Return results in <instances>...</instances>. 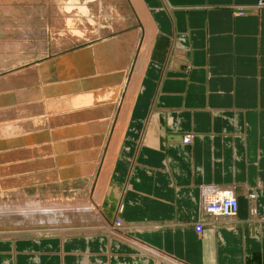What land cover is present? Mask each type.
I'll return each instance as SVG.
<instances>
[{
    "label": "crops",
    "instance_id": "crops-1",
    "mask_svg": "<svg viewBox=\"0 0 264 264\" xmlns=\"http://www.w3.org/2000/svg\"><path fill=\"white\" fill-rule=\"evenodd\" d=\"M142 3L156 32L110 173L114 219L179 264H264V0ZM221 190L235 219L196 233ZM88 236L0 240V264H163Z\"/></svg>",
    "mask_w": 264,
    "mask_h": 264
},
{
    "label": "rangeland",
    "instance_id": "rangeland-1",
    "mask_svg": "<svg viewBox=\"0 0 264 264\" xmlns=\"http://www.w3.org/2000/svg\"><path fill=\"white\" fill-rule=\"evenodd\" d=\"M63 5L0 0V233H27L0 240H62L97 226L90 235L133 242L124 236L128 227L114 219L110 176L102 199L99 190L137 95L150 28L135 0L64 5L72 10ZM85 205L101 220L84 222L90 212L79 214V208ZM60 209L71 222L32 223L42 210ZM207 221L202 228L217 224Z\"/></svg>",
    "mask_w": 264,
    "mask_h": 264
},
{
    "label": "bare ground",
    "instance_id": "bare-ground-1",
    "mask_svg": "<svg viewBox=\"0 0 264 264\" xmlns=\"http://www.w3.org/2000/svg\"><path fill=\"white\" fill-rule=\"evenodd\" d=\"M3 1V0H2ZM5 1V0H4ZM77 0H54V2L57 4V5H60V4H64V5H66V6H70L71 7V5L72 4H74L75 2H76ZM136 2H137V4H138V8H140V11L142 12V14L144 15L143 17L147 20L146 22H147V24H148V26H149V28H150V33H151V38H150V43H149V46H148V48H147V51H146V53H145V56L143 57V59H142V66H141V70H140V74H139V78H138V80H137V84H136V92L138 93L139 92V89H141L140 88V82H141V79H142V75H143V73H144V69H145V66H146V63H147V60H148V57H149V52H150V48H151V45H152V43H153V40H154V35H155V32H156V29H155V25L153 24V22H152V20H151V17H150V15H149V13H148V11H147V9H146V7L142 4V1H140V0H135ZM63 5V8H65V9H71L70 7H65ZM61 7V6H60ZM60 7H58V9H61ZM7 8V7H6ZM64 9V11H65V13H66V11L67 10H65ZM15 10V9H14ZM72 10V9H71ZM7 11V10H6ZM63 11V12H64ZM70 11V10H69ZM68 11V12H69ZM62 12V11H61ZM79 12H81V13H86L87 12V8H85V7H83V6H79ZM65 20H67L68 22H66V24L67 23H69V24H71V23H73V21H72V19L71 18H67V19H65ZM68 25V24H67ZM143 55H144V53H143ZM142 57V56H141ZM135 96H136V94H135ZM134 98V97H133ZM132 98V100L130 101V108L128 109V112H127V115H126V120H125V125H124V127H123V130H122V132L120 133V135H119V141H118V144H117V150L115 151V153H114V155H113V158L110 160V162H109V164H108V168H107V172H106V174H105V176H104V180H103V182H102V185H101V190H99L100 192H99V195H100V198L102 199V196H104L103 194H104V192H106L105 190V188H106V186H107V182H108V179H109V176H110V173H111V169H112V166H113V163H114V160H115V158H116V155H117V151H118V149H119V146H120V144H121V141H122V138H123V134H124V131H125V129H126V125H127V122H128V118H129V115H130V112H131V109H132V107H133V103H134V99ZM119 130H121L120 128H119ZM119 132V131H118ZM186 140V141H185ZM188 140H189V138L188 137H186L184 140H183V142L184 143H187L188 142ZM182 142V141H181ZM213 191V190H212ZM213 193V192H212ZM235 197L234 196V193L231 191V190H221V191H217V192H215L214 194H212V195H207L206 196V198H205V205H204V207H203V212L204 213H206V209H207V207L209 206V205H211V204H219L223 199H227V198H229V197ZM101 201V200H100ZM80 204V203H79ZM86 206V205H85ZM86 207H88V206H86ZM86 207H84V208H82L81 207V209L79 208V214L81 213V212H90V215H85V216H83L82 217V219H83V221L84 222H89V221H100L101 220V216H100V214L99 213H95V211H94V209H92L91 208V206L90 207H88V208H86ZM78 208V207H77ZM205 208V209H204ZM45 210V209H44ZM64 210V209H63ZM63 210H49L48 212H43V210H42V212H39V213H37V214H41V215H39L40 217H37V218H34V217H32V216H30V217H32V219L31 220H33L32 221V223H38V224H48V223H50V224H63V223H65L66 224V222H69L68 220H70V222H71V219H70V217H68L67 216V214H66V212L65 211H63ZM93 210V211H92ZM27 214L28 213H26L25 215H26V217H27ZM31 214H33V213H31ZM28 215H30V214H28ZM87 216H89V217H87ZM29 217V218H30ZM68 217V218H67ZM73 217H76V215H74ZM31 222V221H30ZM61 222V223H60ZM120 222V221H119ZM212 222H214V223H217L218 222V220H215V221H212ZM229 222V221H228ZM121 224L120 225H118V226H122V222H120ZM105 225L107 226V224L105 223ZM199 226H201L200 224H198ZM112 226H113V229L114 230H116V227H118L117 226V224L116 225H114V224H112ZM123 227V226H122ZM96 228H98L97 226H95L94 228H92V229H87L86 228V230H83V231H85V232H88V233H86V237H89L88 235H90V233H89V230H96ZM99 230H101V229H99ZM107 229H105V231H106ZM60 234H62V233H66V232H70L69 230L68 231H58ZM122 232V231H121ZM30 233H35V232H28V234H30ZM13 234H15V235H23V234H27V233H19V234H17V233H13V232H11V233H8V234H5V233H0V235H6V236H8V235H10V236H12ZM37 234V233H36ZM84 236V235H83ZM14 237H16V236H14ZM120 240V239H119ZM121 241V240H120ZM124 243V242H123ZM125 244H127V245H130V246H132V247H134V248H136V250L137 251H139V253H141V254H139V255H142V256H144V257H147V258H150V259H154L156 262H161V263H163V264H175V263H177V262H175L174 260H171L170 258H168V256H161L162 254H159L158 252H154V251H152L151 249H149V248H145L143 245H141L140 243H136L135 241H133V242H125ZM160 256V257H159ZM152 257V258H151ZM160 259H165V261H168V262H164V261H162V260H160ZM178 264V263H177Z\"/></svg>",
    "mask_w": 264,
    "mask_h": 264
},
{
    "label": "built area",
    "instance_id": "built-area-1",
    "mask_svg": "<svg viewBox=\"0 0 264 264\" xmlns=\"http://www.w3.org/2000/svg\"><path fill=\"white\" fill-rule=\"evenodd\" d=\"M237 210L238 203L236 198L233 196L227 199H223L219 204H211L207 207L205 215H202V218L194 224V231L198 234L201 233L202 225L206 223L203 221L204 217L208 218L211 221L219 219H234L237 214ZM251 213L253 214L254 211H251ZM198 223L201 226H199Z\"/></svg>",
    "mask_w": 264,
    "mask_h": 264
}]
</instances>
